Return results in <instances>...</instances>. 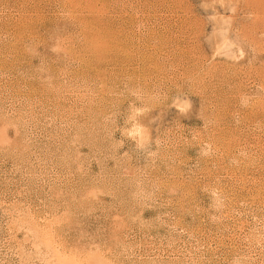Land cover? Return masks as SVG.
<instances>
[{
    "label": "rangeland",
    "instance_id": "1",
    "mask_svg": "<svg viewBox=\"0 0 264 264\" xmlns=\"http://www.w3.org/2000/svg\"><path fill=\"white\" fill-rule=\"evenodd\" d=\"M0 264H264V0H0Z\"/></svg>",
    "mask_w": 264,
    "mask_h": 264
}]
</instances>
